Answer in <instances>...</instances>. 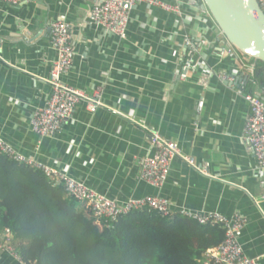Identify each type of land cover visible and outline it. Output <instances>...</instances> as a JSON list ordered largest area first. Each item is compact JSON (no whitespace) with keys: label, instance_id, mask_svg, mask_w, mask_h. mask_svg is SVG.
<instances>
[{"label":"crops","instance_id":"0c3cea01","mask_svg":"<svg viewBox=\"0 0 264 264\" xmlns=\"http://www.w3.org/2000/svg\"><path fill=\"white\" fill-rule=\"evenodd\" d=\"M179 14L147 5L130 12L126 38L91 26L86 17L100 0H34L17 7L0 4V139L16 154L54 169L118 205L160 197L171 214L240 216L244 254L264 264V171L243 142L249 107L238 87L216 78L244 82L243 93L264 88V65L242 56L226 41L201 0H159ZM65 22L74 60L62 81L92 95L102 107L90 113L83 103L57 135L32 132L34 112L51 88L50 68L57 56L49 25ZM199 50L198 74H185V41ZM232 49V54L221 50ZM211 78L206 88L199 73ZM178 145L206 173L179 158L161 189L139 180V162L152 155L147 129ZM4 240L0 236V244ZM0 264H22L0 250Z\"/></svg>","mask_w":264,"mask_h":264},{"label":"built area","instance_id":"2783aa9c","mask_svg":"<svg viewBox=\"0 0 264 264\" xmlns=\"http://www.w3.org/2000/svg\"><path fill=\"white\" fill-rule=\"evenodd\" d=\"M32 1L34 0H0V4L17 7ZM255 2L264 12V0H255ZM143 4L165 12L179 14L178 7L159 0H100L91 9L86 21L89 25L104 30L119 39H125L132 8ZM49 30L50 44L57 59L52 64L46 81L51 88V94L44 107L34 112L31 122L32 132L39 138H51L60 133L65 124L73 118L75 109L80 103H83L90 113L102 107L98 91L89 95L67 86L62 81V77L71 70L75 55L69 26L65 22L57 20L50 23ZM185 46L189 50V57L184 62L185 74L180 76V80L183 81L187 80L188 74H198L200 68V63H197L194 58L200 54L198 48L189 40L185 41ZM225 53L232 54L233 50L223 49L220 56ZM199 76V84L206 88L212 76L211 73L203 71L199 73ZM216 78L231 87H238L248 104L249 116L243 129V142L252 154L257 169L264 171V88L259 93H243L244 82L242 80L224 74H219ZM147 135L152 155L139 162L140 181L152 188L161 189L168 178L171 163L177 158L200 174L206 173L207 166L204 168L197 166L193 158L183 156L178 145L165 140L157 130L147 129ZM0 153L16 162L40 170L54 186L62 187L68 198L85 205L97 222L114 224L128 213L144 209L155 211L163 217L172 215L170 203L160 197L130 200L123 205H118L115 201L88 189L57 170L24 159L1 139ZM181 216L193 219L200 225H219L224 231V238L220 245L204 253L203 264H259L258 259L247 257L239 244V234L245 225V220L242 217L234 216L227 219L219 214L194 215L190 213L181 214ZM9 234V231L5 232L2 241L4 245L0 244V250L14 255L17 260L25 264L10 245Z\"/></svg>","mask_w":264,"mask_h":264},{"label":"trees","instance_id":"16d2710c","mask_svg":"<svg viewBox=\"0 0 264 264\" xmlns=\"http://www.w3.org/2000/svg\"><path fill=\"white\" fill-rule=\"evenodd\" d=\"M6 231L25 264H203L224 238L219 225L148 209L97 222L40 170L0 153V236Z\"/></svg>","mask_w":264,"mask_h":264},{"label":"water","instance_id":"95a60500","mask_svg":"<svg viewBox=\"0 0 264 264\" xmlns=\"http://www.w3.org/2000/svg\"><path fill=\"white\" fill-rule=\"evenodd\" d=\"M226 41L264 65V12L255 0H201Z\"/></svg>","mask_w":264,"mask_h":264}]
</instances>
